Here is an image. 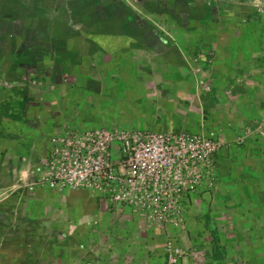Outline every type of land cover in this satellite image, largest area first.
Wrapping results in <instances>:
<instances>
[{"label":"rangeland","instance_id":"rangeland-1","mask_svg":"<svg viewBox=\"0 0 264 264\" xmlns=\"http://www.w3.org/2000/svg\"><path fill=\"white\" fill-rule=\"evenodd\" d=\"M105 6L109 27L134 41L78 51L68 86L35 82L66 97L48 95L42 117L18 114L17 145L2 126L0 264H138L136 254H167L168 243L186 256L222 253L212 193L237 181L218 177L231 174L217 163L218 129L238 122L223 113L210 64L250 57L252 41L264 48V0H97L98 14ZM189 26L180 48L156 44Z\"/></svg>","mask_w":264,"mask_h":264},{"label":"crops","instance_id":"crops-1","mask_svg":"<svg viewBox=\"0 0 264 264\" xmlns=\"http://www.w3.org/2000/svg\"><path fill=\"white\" fill-rule=\"evenodd\" d=\"M96 3L97 0H0V134L5 132L4 123H8L6 142L17 145L18 114L42 117L46 115L48 95L65 100L66 91L36 83L68 86L63 82L69 81L70 75L73 81L79 77L75 68L82 63L74 60L80 56L78 51L92 45L91 49L99 46L111 52L122 37L126 47L134 41L131 35L124 34L122 26L117 31L110 28L109 23L114 24L112 14L107 6L98 14ZM192 33L191 26L175 28L171 30L174 41L165 42L157 34L156 44L180 48L182 41L191 40ZM243 48L250 57L222 64L232 73L218 70L222 66L217 60L209 65L211 75L222 78L218 99L224 104L223 113L228 108L238 122L225 125L223 117L224 124L218 129L223 154L217 163L221 169H231V174L218 172V177L237 181L234 185L218 182L212 193L218 197L217 206L210 205L211 212H215L212 221L223 250L218 254L214 250L212 254H182L184 264H264V48L253 41ZM66 57L71 60L66 61ZM2 78L9 80L8 87L1 85ZM231 134L234 137L229 139ZM144 247L137 245L138 250ZM120 257L125 263L135 256ZM149 257L164 264L166 254H136L135 258L141 264Z\"/></svg>","mask_w":264,"mask_h":264},{"label":"built area","instance_id":"built-area-1","mask_svg":"<svg viewBox=\"0 0 264 264\" xmlns=\"http://www.w3.org/2000/svg\"><path fill=\"white\" fill-rule=\"evenodd\" d=\"M204 146L209 145V141L203 142ZM182 257V254H180V251L177 247H172L170 243L167 244V254H166V260L168 264H176L178 260Z\"/></svg>","mask_w":264,"mask_h":264},{"label":"trees","instance_id":"trees-1","mask_svg":"<svg viewBox=\"0 0 264 264\" xmlns=\"http://www.w3.org/2000/svg\"><path fill=\"white\" fill-rule=\"evenodd\" d=\"M215 246V245H214ZM215 251V250H214ZM215 254H218V252L217 251H215Z\"/></svg>","mask_w":264,"mask_h":264}]
</instances>
